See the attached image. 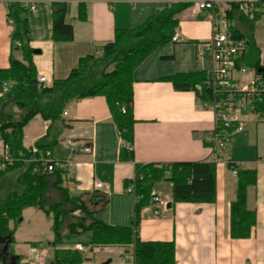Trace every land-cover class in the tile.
<instances>
[{
	"label": "crops",
	"instance_id": "obj_1",
	"mask_svg": "<svg viewBox=\"0 0 264 264\" xmlns=\"http://www.w3.org/2000/svg\"><path fill=\"white\" fill-rule=\"evenodd\" d=\"M11 0H0V70L11 65V58L23 60L21 49L13 39L14 27L8 17ZM30 26L32 56L40 75L47 77L46 87L55 79L66 78L77 67L79 59L103 50L112 41L117 29L141 26L157 10L169 6L165 0H25ZM70 6L67 16L73 25L71 41L53 39V4ZM85 4L87 19L78 18L79 4ZM224 3L212 13L200 9L196 2L181 11L177 18V41L157 47L134 72L133 158L123 159L124 141L120 137L104 96L84 97L70 103L63 114L46 120L37 114L24 127L23 145L30 148L41 142L51 145L54 158L66 162L64 185L69 195L83 200L95 217L106 224L133 227L136 196L126 190L125 182L136 175L137 164H172L176 162L215 161L210 146L215 127V112L195 91H178L165 77L184 72H206L214 62L211 56L199 57L198 45L209 41L221 25L224 14L232 21L233 33L249 40V46L237 64L235 81L242 87L253 78L255 64L264 68V54L251 32V23L240 11ZM232 10V12H230ZM261 17L264 8L259 11ZM231 14V15H230ZM257 19V18H256ZM259 19V20H260ZM247 31L250 34H247ZM252 37V41L250 39ZM258 56L256 58V51ZM240 67L250 69L242 73ZM259 73V72H258ZM3 96L0 83V97ZM250 119V117H252ZM250 142L257 150L254 157L235 159L227 146V159L217 164V199L213 203H173V185L155 190L162 202L150 203L141 210L139 235L143 241H175L177 264H264V116L249 108L245 111ZM251 130H247L248 124ZM91 147L90 151L73 150L68 141ZM2 141L0 140V146ZM77 148V147H76ZM239 169H255L257 184L249 186L247 206L256 211L257 224L246 239H234L230 234L231 203L237 196L238 178L233 176L228 162ZM167 182V181H166ZM97 183L104 187L96 188ZM51 189H54L50 187ZM50 188L47 191L49 198ZM56 191V190H55ZM55 197L60 194L56 191ZM53 195V197H54ZM50 199V198H49ZM52 199L53 201L58 200ZM155 210L160 213L155 214ZM78 215V211L75 212ZM11 234L9 256L0 264H32L36 252L46 255L49 264L55 248L90 247L92 231L73 235L53 246V220L44 210L26 207L17 223L9 224ZM3 244H0V249ZM84 255L83 264H135L133 245L94 247Z\"/></svg>",
	"mask_w": 264,
	"mask_h": 264
},
{
	"label": "trees",
	"instance_id": "obj_2",
	"mask_svg": "<svg viewBox=\"0 0 264 264\" xmlns=\"http://www.w3.org/2000/svg\"><path fill=\"white\" fill-rule=\"evenodd\" d=\"M193 2L194 0H181L155 11L141 26L117 29L114 39L103 46L102 56L95 53L81 57L77 67L66 78L55 79L51 87L44 86L42 89L38 88L37 70L32 59L35 50L30 46L27 8L16 0L9 2L8 17L14 27L13 39L19 44L17 48L21 49L23 60L11 58L10 67L0 70V79L12 83L9 92L0 97V140L8 146L10 155L15 159L12 165L0 170V191L6 190L5 194L0 195V234L10 233V222L20 221L23 210L32 206L51 216L55 247L75 234L91 230V249L133 245L135 264H177L175 241L141 240V210L150 203L152 190L162 181L172 183L173 203L215 202V161L137 164L134 226L119 227L97 219L83 200L69 195L68 188L64 185L65 169L56 166L52 172H48L39 167V164L29 162L31 151L23 145V136L24 127L37 114L46 120H54L73 101L101 95L106 98L119 135L124 141L123 159H132L130 147L133 146L134 125L137 122L133 114L134 72L157 47L172 41L180 25L177 15L193 5ZM231 9L237 10L238 5L232 3ZM69 11L70 6L65 2L53 4L55 41H71L74 38L73 25L67 20ZM260 15L257 12V18ZM78 18L87 19V9L83 3L79 4ZM255 56L257 58L258 50ZM259 61L257 58L254 64L257 70L261 68ZM259 74L264 77V72ZM164 80L170 81L178 91H195L201 100L208 102L212 98L211 89L206 85V72L176 73ZM12 101L20 110L19 118L16 119L5 112L7 104ZM253 111L264 116V99L255 104ZM36 145L43 150H51V145H45L42 141ZM228 166L230 169H238L237 196L231 203L230 234L234 239L250 238L257 224V215L256 211L247 206V193L249 186L257 184V171L239 169L232 161L228 162ZM15 170H20V173L11 182L8 174ZM130 182L131 180H127L125 185L128 186ZM50 187L60 194L58 201L47 198ZM76 211H81L85 216L70 220L69 214ZM86 259L76 249L55 248L51 263L83 264Z\"/></svg>",
	"mask_w": 264,
	"mask_h": 264
},
{
	"label": "built area",
	"instance_id": "obj_3",
	"mask_svg": "<svg viewBox=\"0 0 264 264\" xmlns=\"http://www.w3.org/2000/svg\"><path fill=\"white\" fill-rule=\"evenodd\" d=\"M25 7L28 2L25 0H16ZM56 1V0H54ZM168 5H172L181 0H165ZM197 6L202 10H210L215 12L216 8L224 3H235L238 5L240 13L249 21L256 20L257 12L264 8V0H194ZM12 23V21H10ZM232 21L224 14L221 18V25L216 28L212 38L209 41L198 45L197 52L199 57L211 56L214 62L211 73L209 74L206 85L211 89L212 98L208 104L215 112V127L213 130L210 146L215 153V161L224 159L219 153L225 151L232 136L235 133L243 132L247 126L245 119V111L249 108L253 109L256 103L264 99V77L256 70L252 73L253 78L242 87H239L235 81V72L237 64L243 57L249 46V40L245 37L234 35ZM179 35L175 33L173 41H177ZM98 56L103 55V50H98ZM242 73L250 72L246 67H240ZM47 82L45 75H40L37 79L38 88L42 89ZM2 92L8 93L11 82L1 80ZM63 114H67L64 111ZM68 145L73 150L90 151L91 147L87 145L80 146L75 141H68ZM77 147V148H76ZM133 150V146L130 147ZM31 158L29 162L39 164L48 172H52L56 166L65 169L66 162L56 160L51 150H43L37 145L30 147ZM15 159L10 155L8 146H0V170H5L9 165L14 163ZM233 176H238V169L232 168ZM137 175L133 177L129 185L126 187L127 192L135 194V181ZM104 187L103 183H97L96 188ZM151 200L154 204H159L162 199L159 193L153 189ZM159 214L158 210L154 211ZM76 250L84 255L92 252L90 247L79 245ZM32 264H49L46 255L36 252L32 258Z\"/></svg>",
	"mask_w": 264,
	"mask_h": 264
},
{
	"label": "rangeland",
	"instance_id": "obj_4",
	"mask_svg": "<svg viewBox=\"0 0 264 264\" xmlns=\"http://www.w3.org/2000/svg\"><path fill=\"white\" fill-rule=\"evenodd\" d=\"M257 17V16H256ZM260 16L254 20L252 22V27H251V32L252 34L255 35V40L257 42V44L259 45L261 51L264 54V15L261 17ZM247 34L249 35L250 32L247 31ZM112 67L109 68V70H111ZM12 84V83H11ZM5 112L9 115L12 116V119H16L19 118L20 115V110L18 109V107L13 103V101L11 103H8L6 108H5ZM252 117H250V119H252ZM251 122L248 124L247 130H251ZM250 138L248 137V132H244V133H239L234 135L233 138V142L229 145L228 149L229 151L232 152L233 156L235 159H249L254 157V154H256V146L255 144H253L252 142H250ZM224 155L227 156L228 150L226 149L225 151H223ZM223 155L224 159H227L225 156ZM20 170H15L11 173L8 174V180L13 182L16 180L17 176L19 175ZM163 186H166L169 190H170V184L166 181H162L156 184V188L159 189ZM22 189V188H21ZM19 189V190H21ZM0 195L1 194H5L6 190H2L0 191ZM56 191L54 189L50 188V193H49V198L52 199H57L58 197H55ZM54 195V197H53ZM59 200V199H57ZM85 216L84 213H82L81 211H78V215L77 214H69V219L71 220L74 217H83ZM65 231V230H64ZM53 256V255H52Z\"/></svg>",
	"mask_w": 264,
	"mask_h": 264
},
{
	"label": "water",
	"instance_id": "obj_5",
	"mask_svg": "<svg viewBox=\"0 0 264 264\" xmlns=\"http://www.w3.org/2000/svg\"><path fill=\"white\" fill-rule=\"evenodd\" d=\"M258 72H264V68H259ZM11 242V234L6 237H2L0 244H3V248L0 249V261H4L9 256V243Z\"/></svg>",
	"mask_w": 264,
	"mask_h": 264
}]
</instances>
